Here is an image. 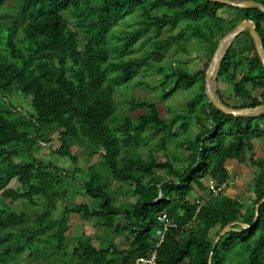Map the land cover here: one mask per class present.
Instances as JSON below:
<instances>
[{"label": "trees", "instance_id": "1", "mask_svg": "<svg viewBox=\"0 0 264 264\" xmlns=\"http://www.w3.org/2000/svg\"><path fill=\"white\" fill-rule=\"evenodd\" d=\"M8 1L0 0V264L15 262L27 250L46 261L19 264H62L51 257L68 246L70 214L91 217L105 231L127 232L129 243L122 247L98 238L95 245L83 233L71 250L77 261L69 264H133L153 248L159 264H209L210 256L211 264H264V201L254 222L256 204L264 197V153L254 155L255 141L264 140V113L226 114L209 102L206 69L157 65L174 44L183 49L182 41L192 37L213 55L220 39L244 19L254 20L264 44V11L211 0H19L17 11L5 14ZM223 8L235 15L223 17ZM134 13L139 14L135 26L118 32ZM176 28L175 34L162 35ZM243 34L248 42L237 46ZM241 35L226 51L218 73V95L233 108L264 103V66L249 32ZM139 42L150 43L143 57L132 55ZM152 67L162 74L161 98L194 86L197 93L182 112L167 119L155 101L132 98L130 108L143 111L112 124L116 86ZM220 82L231 84V96L242 102L230 105ZM15 93L30 97L31 111L10 101ZM54 130L61 144L53 153L75 164L71 145L78 144L108 168L105 179L92 163L87 177L79 180L91 203L63 204L66 180H76V168L71 172L33 153L38 144L51 141L46 135ZM153 139L165 159L152 150L146 156L140 152ZM230 160L250 161L256 168L248 202L225 193ZM205 179L225 187L216 195L191 199L193 192L209 190ZM12 180L20 187L11 186ZM113 181L130 183L135 202L117 206L109 190ZM18 199H27L26 210L12 208ZM61 207L64 216L59 217L55 211ZM165 212L177 226L157 246V217ZM118 215L121 222L115 220ZM231 222L211 255L215 238Z\"/></svg>", "mask_w": 264, "mask_h": 264}, {"label": "rangeland", "instance_id": "2", "mask_svg": "<svg viewBox=\"0 0 264 264\" xmlns=\"http://www.w3.org/2000/svg\"><path fill=\"white\" fill-rule=\"evenodd\" d=\"M18 3L19 0H9L3 12L5 14H14L18 9ZM162 11L163 10L160 9L158 12L154 11V13H160ZM220 15L230 19L235 15V13L233 10L223 8L220 10ZM138 18L139 14L134 13L128 18L127 24H120V26H118V29L116 30L118 32H120L123 28L131 30L135 26ZM178 30L179 28H176L174 30L166 29L162 35L167 36L170 33L175 34L176 32H178ZM247 42L248 37L246 34H243L236 40L235 44L237 46H241ZM182 44L184 46L183 49H180L178 44H174V46H172L167 52L164 59L161 62L157 63V65L168 69L171 63H175L180 64L189 71H197L200 69H206L207 71V68L212 58V54L208 50L206 44L204 42H200L195 37H192L187 41H182ZM149 49V42L143 45L139 42L137 43V45H135L134 52L132 55L137 57H143L146 55V51ZM161 78L162 74L157 72L156 70H153V67L150 69L146 68L143 69L139 73V75L128 84H125L121 87L116 86L115 99L117 101V116L115 117V120L112 121V124L120 122V117H123L124 115H130L134 118L136 117V115L143 111L140 109L132 110L130 108L131 104L129 100H131L132 98L151 99L155 101L158 104L161 115L166 119L172 117L175 112H182L185 108L186 103L197 93V86H194L190 89H180L175 94L171 95L169 98L163 99L160 95L162 89L159 85ZM151 85L153 86L151 87ZM219 87L222 89L223 94L228 97L230 105H236L242 102V100L231 96V94L233 93L231 84L220 82ZM9 98L14 105L20 107L21 109L26 111L32 110L30 97H27L21 93H15L13 95H10ZM178 129L179 128H177V130ZM46 136H48L51 141L47 143L38 144L34 148L33 153L39 158H42L47 161L51 160L54 164L60 167L70 169L71 172L74 168H76L77 170L75 174L76 180L73 181L71 178H68L66 180V187L68 189V193L67 199L63 202V204L73 206L74 204L81 202L91 203L92 198L85 193L84 189L81 186H79V180L85 179L87 177L89 166L92 163L95 164V162H97L95 164V168L101 171L104 177H106L105 179H108L110 172L106 165L98 163L99 157L97 155L90 158L86 150L83 147H79L78 144L71 145V152L75 154L78 159V162L74 164L69 157L59 156L53 153V150L59 148L61 144L59 140L58 130L50 131L47 133ZM143 136H146V134ZM158 137L159 136H157V138ZM168 147L171 152H174V148L171 142H169ZM263 149L264 141L261 140L256 144L254 155L258 157ZM139 150L144 156L148 155L149 150H152V152H154L160 160L165 159L164 152L159 148L156 139H153L149 145H142ZM231 164L232 160L229 164L230 168ZM247 165L248 166L246 167L242 164H235V169H233L232 172L233 176L229 181L228 187L225 189V193L227 195L241 198L242 200H246V202H248V198L251 196V184L256 173V169L250 163V161H247ZM249 166L251 167L249 168ZM204 181L207 182L206 179ZM10 185L14 186L15 188L20 187L19 183L15 180H12ZM109 190L114 198V203L117 206L125 204L130 205L136 200V197L132 195V186L130 183L113 181ZM201 195H203L202 192L200 193L197 190L196 192H193L190 195V198L195 199V197H199ZM61 203L60 206L62 205ZM28 204L29 202L27 201V199H18L12 205V208L20 212L22 210H26ZM61 210L62 207L55 211V214L59 217L64 216ZM66 217H68L69 219L70 226L66 233L69 238L68 246L64 250L60 251L58 256L51 257V259L54 258L57 261H62V264H69L71 262L77 261L76 257H72L71 250L76 245L77 238L83 233L92 236L94 238L95 245H99L98 238H102L105 240L109 239L122 247H126L129 243L128 239L126 238V232H123L122 234H116L112 233L111 231H105L101 227H95L93 224V218L91 217L84 216L83 214H70ZM115 220L117 222H121L123 218L121 215H118ZM28 259L32 260L33 262L39 263H43L46 261L44 257H37L32 255L29 256V250H27L21 257H19L18 260L11 264H19V262L22 263L27 261Z\"/></svg>", "mask_w": 264, "mask_h": 264}, {"label": "water", "instance_id": "3", "mask_svg": "<svg viewBox=\"0 0 264 264\" xmlns=\"http://www.w3.org/2000/svg\"><path fill=\"white\" fill-rule=\"evenodd\" d=\"M214 2L223 3L226 5H231L234 7L240 8H251V7H258L264 11V4L262 2L254 1V0H211ZM244 31H248L251 38L254 41L257 53L259 58L264 66V44L260 34L257 31L256 23L252 19H244L240 21L233 29L228 31L218 42L217 47L212 55L211 61L205 73V91L208 96L209 102L212 103L216 108L220 109L226 114H233L237 116H252V115H259L264 113V103L254 106V107H240V108H233L227 106L223 103L220 96L218 95V73L221 65V61L234 42V40L241 35ZM264 201V197L256 204V211H255V220L258 219V207ZM235 222H231L227 224L217 235L215 238L213 250L216 248L218 241L220 240L221 236L229 229H231L232 224ZM242 226L246 227L245 224L241 223ZM209 264H211V256L209 258Z\"/></svg>", "mask_w": 264, "mask_h": 264}, {"label": "built area", "instance_id": "4", "mask_svg": "<svg viewBox=\"0 0 264 264\" xmlns=\"http://www.w3.org/2000/svg\"><path fill=\"white\" fill-rule=\"evenodd\" d=\"M224 187L225 184L217 187L213 180H208V188L212 195H216ZM157 219L160 222V226L156 231V236L158 237L157 246H159L163 242L166 232L176 227L177 224L166 212L159 214ZM133 264H159L157 261V249L153 248L147 256L139 257Z\"/></svg>", "mask_w": 264, "mask_h": 264}, {"label": "crops", "instance_id": "5", "mask_svg": "<svg viewBox=\"0 0 264 264\" xmlns=\"http://www.w3.org/2000/svg\"><path fill=\"white\" fill-rule=\"evenodd\" d=\"M259 141H261V140H259ZM259 141H255V147H256V144L259 142ZM262 141H264V140H262ZM264 153V149L261 151V153H260V155L259 156H261L262 154ZM258 156V157H259ZM256 157V156H255ZM229 164L231 163V160L228 162ZM227 163V164H228ZM229 164L227 165V167H228V169L230 170V178H229V180L227 181V183H226V187H225V189L228 187V184H229V181L231 180V177L233 176L232 175V172H233V169H235V162H233L232 161V164H231V168L229 167ZM236 165H238V164H236ZM242 165H245L246 167L248 166L247 165V162H245V163H242ZM251 166H249V168H250ZM253 168V167H252ZM256 169V168H255ZM209 180V179H208ZM208 180H207V182H206V185H207V187H208ZM203 196H205V197H208V196H210V190H206V191H204L203 193ZM232 197V196H231ZM195 199H198V197H195ZM93 221H94V219H93ZM126 236H127V232H126ZM127 238V237H126ZM109 240V239H108ZM114 242V241H113ZM117 244V243H116Z\"/></svg>", "mask_w": 264, "mask_h": 264}]
</instances>
